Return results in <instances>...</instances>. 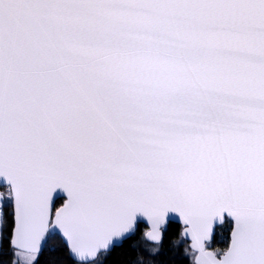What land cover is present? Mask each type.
I'll return each mask as SVG.
<instances>
[{
    "label": "snow or ice",
    "instance_id": "obj_1",
    "mask_svg": "<svg viewBox=\"0 0 264 264\" xmlns=\"http://www.w3.org/2000/svg\"><path fill=\"white\" fill-rule=\"evenodd\" d=\"M0 180L9 264L56 231L102 264L169 213L194 264H264V0H0Z\"/></svg>",
    "mask_w": 264,
    "mask_h": 264
},
{
    "label": "trees",
    "instance_id": "obj_2",
    "mask_svg": "<svg viewBox=\"0 0 264 264\" xmlns=\"http://www.w3.org/2000/svg\"><path fill=\"white\" fill-rule=\"evenodd\" d=\"M61 202V199H58L56 203L59 205ZM2 212L7 224L2 234L3 239H0V262L9 264V261L14 260V256L8 243L12 221V204L8 199L4 200L2 204ZM229 223L230 221L226 220L216 227L211 248L223 249L227 246L229 242ZM145 229L146 227L139 223L133 235L125 239L120 245L114 246L106 256L101 257L102 264H135L138 258L143 259V264H191L188 258L190 251L184 249L183 245L177 242L181 230L178 223L170 222L168 224L159 244L147 243L144 240L143 233ZM141 243H144L147 248L141 250ZM153 247H158L159 250L149 255L148 250L150 252ZM144 250H146L145 253ZM181 250H185V254H182ZM147 253L149 256L143 257ZM37 264H78V262L70 257L61 238L57 234H50L43 251L39 255Z\"/></svg>",
    "mask_w": 264,
    "mask_h": 264
},
{
    "label": "water",
    "instance_id": "obj_3",
    "mask_svg": "<svg viewBox=\"0 0 264 264\" xmlns=\"http://www.w3.org/2000/svg\"><path fill=\"white\" fill-rule=\"evenodd\" d=\"M0 186H5V187H6V185L2 184V180H0ZM62 197H63V194H62V193L60 192V190L58 189V190L56 191V193H54V198H55L56 200H58V199H61ZM56 202H57V201H56ZM11 204H12V203H11ZM12 211H13V205H12ZM226 220L230 221V218H228L227 215L225 214V221H226ZM170 222L178 223V224L181 226L180 233H181V236H182L183 225H182V222L180 221V219H179V217H178V214H175V213H169V214L166 216V218H165V224L162 226V229H161V240H162V237H163V233H164V231L166 230V228H167V226H168V224H169ZM139 223H142V224L146 227V230H147V222H146V219H145V218H142V217H138V218H137L136 225H135V230H136L137 225H138ZM223 223H224V222H223ZM221 224H222V223H220V222H216V223H214V226H213V232H212V234H211L209 240L206 241V247H207V249L210 250V251H213V250L210 249V248L208 247V244H210L211 241L213 240V237H214V233H215V229H216V227L219 226V225H221ZM135 230H134L132 233L126 234V236H125L122 240L115 241V242L113 243V245L111 246L110 250H112V248H113L114 246H118V245H120L125 239H127L128 237H130L131 235H133L134 232H135ZM146 230H145V231H146ZM50 234H51V235H52V234H57V235L61 238L62 242L65 244V242L63 241V239H62V237H61V235L59 234L58 231H56V232H50L48 235H50ZM48 235H47L46 240H45V242H44V247H45V244H46V241H47ZM182 237L188 242V246H189V248L191 249V239H190V237H184V236H182ZM229 239H230V236H229ZM148 242H150V241H148ZM150 243H156V242H150ZM65 246H66V245H65ZM44 247H43V249H44ZM66 248H67V247H66ZM43 249H42V251H43ZM67 250H68V249H67ZM191 250H192V249H191ZM192 251H193V250H192ZM68 253H69L70 257H71L74 261L78 262L77 259H76L74 256H72V255L70 254L69 250H68ZM193 262H194V259H193Z\"/></svg>",
    "mask_w": 264,
    "mask_h": 264
},
{
    "label": "rangeland",
    "instance_id": "obj_4",
    "mask_svg": "<svg viewBox=\"0 0 264 264\" xmlns=\"http://www.w3.org/2000/svg\"><path fill=\"white\" fill-rule=\"evenodd\" d=\"M0 194H2V197L3 198H0V212H2V204H3V202H4V200H6L7 199V187H5V186H0ZM146 230V229H145ZM145 232V231H144ZM147 243H150V242H148L146 239H144ZM178 243H180V244H182L183 245V247H184V249L186 248V249H188L190 252V254L188 255V258H189V260H190V262H191V264H194V262H193V259H194V253H193V251L189 248V246H188V242L181 236V233H180V236H179V239H178V241H177ZM212 242V241H211ZM208 247L210 248V249H212L213 251H215V250H219V249H214V248H211V243L210 244H208ZM142 248H147L146 247V245L144 244V243H141V245H140V249L142 250ZM145 251L146 250H144V253H145ZM177 251V250H176ZM183 251V252H182ZM148 253H149V255L151 254V252H149V250H148ZM148 253L145 255L144 254V256L143 257H146V256H149L148 255ZM181 253L182 254H185V250H181Z\"/></svg>",
    "mask_w": 264,
    "mask_h": 264
}]
</instances>
